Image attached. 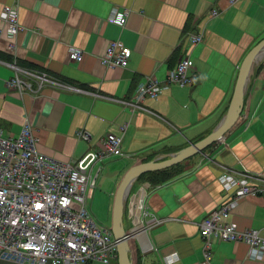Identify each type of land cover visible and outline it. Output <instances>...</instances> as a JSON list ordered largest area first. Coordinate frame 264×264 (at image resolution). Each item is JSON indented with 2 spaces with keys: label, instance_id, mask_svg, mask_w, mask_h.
Returning <instances> with one entry per match:
<instances>
[{
  "label": "crops",
  "instance_id": "crops-1",
  "mask_svg": "<svg viewBox=\"0 0 264 264\" xmlns=\"http://www.w3.org/2000/svg\"><path fill=\"white\" fill-rule=\"evenodd\" d=\"M10 4L19 9L22 29L15 40L4 36L0 41V127L16 136L31 124L38 150L70 163L98 149L109 133L121 136L116 158L124 162L109 173L111 186L108 176H101L104 167L98 176L107 186L101 191L110 197L112 218L117 189L132 166L167 158L219 126L242 62L264 38V0H0V26ZM114 7L128 11L124 25L110 19ZM213 9L221 13L213 16ZM195 33L203 34L202 42L192 43ZM112 41L132 50L126 67L102 62ZM73 48L84 52L82 61L70 59ZM186 56L197 77L191 87L170 85L158 97L137 103L139 83L156 77L166 84L169 70ZM18 73L28 79L27 90L10 86ZM216 143L183 161L176 172L175 165L145 173L156 180L139 186L142 175L135 179L124 215L134 228V264H168L169 256L177 258L169 264H202L200 223L226 200L222 173L264 184V55L254 64L240 118ZM136 194L142 198H135L133 206ZM139 199L160 219L150 228ZM230 220L264 236V195L241 199ZM211 247L213 264H264V254L253 257L245 241L214 238ZM0 264L28 263L0 259Z\"/></svg>",
  "mask_w": 264,
  "mask_h": 264
},
{
  "label": "built area",
  "instance_id": "built-area-1",
  "mask_svg": "<svg viewBox=\"0 0 264 264\" xmlns=\"http://www.w3.org/2000/svg\"><path fill=\"white\" fill-rule=\"evenodd\" d=\"M239 0H230L231 4ZM221 13L212 10L213 16ZM128 11L112 9L110 19L120 25L127 21ZM1 17L0 41L4 36L15 40L22 29L19 9L5 5ZM203 41L202 33L192 35V43ZM132 50L119 41H112L102 62L108 66L126 67ZM69 57L82 61L84 52L73 48ZM193 60L183 57L167 75L166 84L156 77L138 84L135 100L142 102L156 98L170 85L191 87L196 75L191 73ZM42 80L48 76L38 74ZM29 81L21 73L10 81L11 87L29 88ZM80 135L89 139L86 132ZM122 137L109 133L98 149L89 152L74 163L62 162L40 152L37 135L31 124L24 125L20 134L7 136L0 127V259L28 264H111L118 261V242L111 228L101 226L89 208V199L97 185L101 167L96 166L106 158L121 154ZM226 200L211 210L200 223L205 240L204 261L213 264L211 241L214 238L228 241H245L250 254H264V236L258 229H241L230 220L232 209L247 196L264 195V184L246 176L224 172L220 176ZM133 206H137L135 198ZM141 210L148 217L147 228L160 221L146 209L139 199ZM134 228H132V231ZM177 258L167 257L166 263Z\"/></svg>",
  "mask_w": 264,
  "mask_h": 264
},
{
  "label": "water",
  "instance_id": "water-1",
  "mask_svg": "<svg viewBox=\"0 0 264 264\" xmlns=\"http://www.w3.org/2000/svg\"><path fill=\"white\" fill-rule=\"evenodd\" d=\"M264 55V38L261 39L246 55L241 64L234 95L225 118L210 134L199 141L190 143L187 147L171 154L167 158L142 162L132 166L123 177L114 201L112 232L118 242V263L134 264L131 257L130 242L134 238V231L125 228L124 215L126 199L130 192V187L135 179L145 173L166 169L175 166L195 155L204 153L213 143L221 140L225 134L235 125L240 118L244 103L245 94L250 75L254 64Z\"/></svg>",
  "mask_w": 264,
  "mask_h": 264
},
{
  "label": "rangeland",
  "instance_id": "rangeland-1",
  "mask_svg": "<svg viewBox=\"0 0 264 264\" xmlns=\"http://www.w3.org/2000/svg\"><path fill=\"white\" fill-rule=\"evenodd\" d=\"M43 81H45L43 79ZM216 143V142H215ZM215 143H213L212 145H210L206 150V151H210L211 149H213V147L215 146ZM217 144V143H216ZM204 152V153H205ZM197 156V155H196ZM193 158V157H192ZM190 158V159H192ZM114 159H117L116 156L114 157H110L107 161H105V163H100L98 166H96V170L99 168V167H104L103 171L101 172V176L106 174L108 176V179L106 181V185L111 186V175H109V173H112L115 169L118 168V166H122L124 160H122L121 158L115 160L113 163H112V166H109L107 165V163L111 160H114ZM189 160V159H188ZM184 161L185 163H187V161ZM184 162L176 165L178 167H176L174 169V172H176L178 170V168L184 166L182 165ZM172 174V173H170ZM163 177H168L170 176L168 173H165V174H162ZM239 176H242V175H239ZM162 177V178H163ZM101 178L102 177H99L98 180H97V185L94 189V193L93 196L91 194V197L89 199V208L90 205H92V210L94 213V217L96 219V221L103 227H106V228H111L112 227V214L108 211V205H109V202H110V197H108L106 194H105V190L104 191H101L102 188L104 189H107V186L106 187H103L101 185ZM150 179L151 182L155 181L156 180V177L154 175L150 176V177H146L145 175H142V178L139 179V182L136 183L137 186H139L140 184H144V182L146 180ZM160 179V177H159ZM251 179V178H250ZM161 180V179H160ZM137 188V187H136ZM103 190V189H102ZM91 210V211H92ZM124 223H125V228L130 231L132 230L133 226L132 223H131V219H128V216L125 217L124 219ZM97 264H101V263H97ZM111 264H119L118 261H113Z\"/></svg>",
  "mask_w": 264,
  "mask_h": 264
},
{
  "label": "trees",
  "instance_id": "trees-1",
  "mask_svg": "<svg viewBox=\"0 0 264 264\" xmlns=\"http://www.w3.org/2000/svg\"><path fill=\"white\" fill-rule=\"evenodd\" d=\"M132 242H130V244H131Z\"/></svg>",
  "mask_w": 264,
  "mask_h": 264
}]
</instances>
